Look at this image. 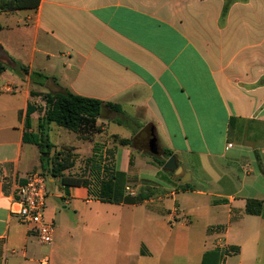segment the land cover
<instances>
[{"label":"crops","instance_id":"0c3cea01","mask_svg":"<svg viewBox=\"0 0 264 264\" xmlns=\"http://www.w3.org/2000/svg\"><path fill=\"white\" fill-rule=\"evenodd\" d=\"M227 3L40 0L35 8L0 10V61L8 66L0 73V264H202L214 249L231 251L218 264H264L252 229L261 216L246 213L247 200L264 201V0H232L226 8ZM14 66L26 67L28 74ZM34 73L50 80L36 84ZM61 89L118 104L124 112L110 117L113 112L104 110L97 120L101 131L86 139L90 144L78 139L73 145L76 153L90 147L84 164L99 146L103 164L125 174L126 190L128 182L134 185L126 195L136 197L147 185L160 194L150 192L135 204L103 202L87 187L65 185L51 175L47 158L42 164L38 147L24 137L39 133L46 110L42 96L32 92ZM29 108L34 111L27 128ZM130 118L133 128L142 126L147 150L107 142L106 132L133 136L125 124ZM53 125H47L48 135ZM149 125L158 147L182 162L194 191L169 189L173 184L155 161L142 157L152 151ZM53 145L50 156L63 146ZM120 148L124 165L118 162ZM142 164H150L149 177ZM196 165L206 178L193 174ZM32 172L48 178L51 245L41 244L11 214L17 186ZM186 192L208 198L184 208L180 196ZM194 224L203 236L185 237V228Z\"/></svg>","mask_w":264,"mask_h":264},{"label":"trees","instance_id":"16d2710c","mask_svg":"<svg viewBox=\"0 0 264 264\" xmlns=\"http://www.w3.org/2000/svg\"><path fill=\"white\" fill-rule=\"evenodd\" d=\"M232 0H228V4ZM40 0H0V10L3 11H15L18 9L35 8L39 5ZM1 28V26H0ZM8 69V66L0 61V73H3ZM14 71H20L24 74H28V69L24 66H14ZM32 80L36 84L44 85L46 81L50 80L49 77L34 73L32 74ZM33 96H42L46 102V110L43 118L39 122V133H25L24 141L26 143L34 144L38 147L41 154V161L44 164V159L47 158L45 164H51V175L62 178V183L65 185H80L87 187L95 198L100 199L103 202L109 203H127L135 204L140 203L149 197V193L145 191L139 193L136 197L125 194L126 179L125 174L122 172H116L115 164H103L104 157L102 149L99 146H95L93 156L88 160V164H85L86 170H89V176H66L65 172L70 170L75 165V160L70 152V149H64L55 151L50 156L51 151L55 146L51 143L47 125L56 124L59 127H63L69 131H73L83 136L82 138L89 139L92 135L99 133L101 130L97 125V120L103 117V111L108 109L116 114H124L121 106L118 104L107 103L97 99L83 97L70 92L67 89H61L59 91H50L48 93L37 94L32 92ZM33 109L29 108L27 112L26 125L30 128V115L33 113ZM130 121H126L125 124L133 131V137L131 138H118V142L122 146H131L139 150H147L144 141V135L140 132L141 127L137 125L133 128L135 121L130 118ZM119 125H122L121 121H115ZM167 160H169L174 153L171 150L163 151ZM152 157V156H151ZM114 158V151H109V158ZM154 161L165 168L167 161H159L157 158L152 157ZM43 166V171L45 172ZM178 190L181 191H194L191 188L190 183L180 184ZM246 213L253 216H261L264 218V201L258 199H249L246 203ZM230 250L214 249L205 253L202 264H218L225 256L230 255Z\"/></svg>","mask_w":264,"mask_h":264},{"label":"rangeland","instance_id":"374dc122","mask_svg":"<svg viewBox=\"0 0 264 264\" xmlns=\"http://www.w3.org/2000/svg\"><path fill=\"white\" fill-rule=\"evenodd\" d=\"M108 113H109L110 117H116L117 116V115H114V113H111V112H108ZM122 131L129 132L127 129H123ZM102 132H105V131L102 130ZM105 136L107 137V142H109L111 147L114 144L117 145V146L118 145L120 146V144L118 142V139L113 137V135H111V132H106ZM82 137H84L83 133H82V135H77V133H75L73 131H69V130L63 128V127H59V126H56V125L52 126V129H51V131L49 133V138H50L51 143L55 144V145L57 144V146L63 145L60 148L61 151L66 149V148L70 149V152H71L74 160L75 159L79 160V163L76 165V167L72 168L70 170H67L65 172V174L70 173V174H75L76 176H86L84 161H85V158L87 156L89 157L91 155V150H90V147L86 146V144H90V142H88L85 138H82ZM120 138H122V137H120ZM78 139H83V140H85V141H83V143H86L85 146L80 148V153H76L75 152L76 151L75 150V146H73L74 144L81 143V142L78 141ZM180 139H182V138H179L176 141L177 145H178V143H180ZM79 156H80V158H79ZM151 156L157 158L159 161H168L167 157L163 153V149H162L161 146H159L156 151H148V153L145 152V151L142 152V157L143 158H146V157L150 158ZM178 156L181 157L182 154H178ZM175 157L177 158V156H175ZM151 158H150V160H151ZM176 160H177V167H182L183 168L182 162H180L178 158ZM118 162H119L120 165H124L125 155H124V152H123V148H120L119 151H118ZM152 165H154L156 167V169L159 170V173L163 177H166L169 180V182L173 184V186L172 185L169 186V189L173 188V190L174 189L178 190L180 184H184V183H187L189 181V178L186 179L184 182L182 181V179L185 176V168H183L182 172L176 174L175 170H168V169H166V168H164L162 166H159L156 162H155V164L152 163ZM142 166L146 167V174L144 173L143 175L149 177L148 172L150 171V169H149L150 164H148V165L147 164H142ZM44 167H45V169H47V165H45ZM253 168L255 170V174H258L259 171L255 167H253ZM40 170L43 171V168H40ZM191 171L197 177L198 176H202V177L204 176L206 178V176H205L206 174H204V172L202 170L198 169L197 165L195 167L191 168ZM242 171H241V173L243 174ZM147 181L148 180H146V182ZM136 182L138 183V181H136ZM193 184H195L198 188H203V189H208V187H209V186L206 185V183H201V182H198L197 180H195L193 182ZM260 185H261V183L256 182L254 184V188L257 190V188H259ZM127 186H129V188H130V190H126L127 193L131 192L134 189V185L131 182H128ZM141 189H142L141 191H145L146 194L152 192V195H154V196L160 194V192H161L160 188L149 187L148 185L144 186ZM207 198L208 197H203V196H200V195H196V194H194L192 192H186L184 195L180 196V202H181V205L184 208H189L193 204H196V203L199 204L200 202L206 200ZM209 200H211V199L209 198ZM255 220L256 221L253 224L252 229L255 231V233L257 234V236L259 238V243H260V246L262 247L261 253L264 256V218L261 217L260 219H255ZM187 235H190L191 237H194V238H196L195 236H198V237L199 236H203L202 235V229L199 226H197V224H194V226L189 227L188 229L185 228V237ZM186 255H188V254H187V252L185 250V258H186ZM189 258L190 259L192 258L191 254H189Z\"/></svg>","mask_w":264,"mask_h":264},{"label":"built area","instance_id":"2783aa9c","mask_svg":"<svg viewBox=\"0 0 264 264\" xmlns=\"http://www.w3.org/2000/svg\"><path fill=\"white\" fill-rule=\"evenodd\" d=\"M232 146L229 144L228 148ZM48 196L47 176L42 172H32L24 183L17 186L11 203V214L27 223L43 245L54 242V224L46 219Z\"/></svg>","mask_w":264,"mask_h":264},{"label":"water","instance_id":"95a60500","mask_svg":"<svg viewBox=\"0 0 264 264\" xmlns=\"http://www.w3.org/2000/svg\"><path fill=\"white\" fill-rule=\"evenodd\" d=\"M145 133L147 134L146 139L148 142V146L149 148L152 149V151H156L158 149V142H157V138L154 132V127L149 125L145 128ZM165 168L168 170H175V173L178 174L180 172L183 171V169L181 167H177V161H176V157L172 156L167 163L165 164ZM187 176H189V174H187L186 176H184V178L182 179V181L184 182L185 179L187 178Z\"/></svg>","mask_w":264,"mask_h":264}]
</instances>
